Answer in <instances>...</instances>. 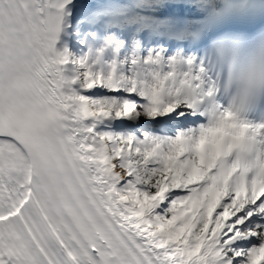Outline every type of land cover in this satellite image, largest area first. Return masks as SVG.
<instances>
[{
	"label": "snow or ice",
	"instance_id": "snow-or-ice-1",
	"mask_svg": "<svg viewBox=\"0 0 264 264\" xmlns=\"http://www.w3.org/2000/svg\"><path fill=\"white\" fill-rule=\"evenodd\" d=\"M71 10L0 0V264H264V123H208L203 58L57 50Z\"/></svg>",
	"mask_w": 264,
	"mask_h": 264
},
{
	"label": "clouds",
	"instance_id": "clouds-1",
	"mask_svg": "<svg viewBox=\"0 0 264 264\" xmlns=\"http://www.w3.org/2000/svg\"><path fill=\"white\" fill-rule=\"evenodd\" d=\"M201 52L215 90L206 108L208 123H215L225 111L240 123H264V28L251 34L222 32ZM248 146L242 159L255 174L262 146L258 142Z\"/></svg>",
	"mask_w": 264,
	"mask_h": 264
},
{
	"label": "bare ground",
	"instance_id": "bare-ground-1",
	"mask_svg": "<svg viewBox=\"0 0 264 264\" xmlns=\"http://www.w3.org/2000/svg\"><path fill=\"white\" fill-rule=\"evenodd\" d=\"M171 1L173 0H159L157 2L151 1L152 7L144 11L143 13L144 19H140L137 12L138 9L140 8L141 0H127V4L125 6L112 5L109 2L101 3L100 0H75L74 2L77 3H88L93 5L95 7V11H93L91 18L89 19L85 17H78L75 15V10H71L73 12V15L69 16L64 22L65 24L68 25V27H64L62 25L61 32L59 33L57 38L56 49L60 50L62 46H67L69 51L76 56H81L84 50L88 49L89 44L84 41V37L86 35H91V34H86L79 40L78 33L74 29V27L77 24H80L81 27H84L83 25H88L94 23L95 21L101 22V20L98 19L101 18V19H105L106 20L105 22L107 24L112 22H118L124 27L129 25L130 27H132L131 28L132 30L140 25L155 27L158 26V19L156 18V16H154L155 14L153 12L155 11H158L155 13H160L163 11H169L173 13L177 11L182 12L183 10H185V7L189 6L188 5L189 0L187 1L183 0L184 2L183 1L179 2V4L174 3V5L169 4V2ZM164 2H168L166 7L165 5L162 4ZM137 32L134 34V40H138L140 38L139 36H137L138 34ZM137 44L138 46H136L135 48L127 45L124 48L123 52L121 51V53L128 52L133 49L140 51L147 50V48L145 49L141 41L138 40ZM117 127H119V124L117 125ZM237 175L239 174L237 173Z\"/></svg>",
	"mask_w": 264,
	"mask_h": 264
},
{
	"label": "rangeland",
	"instance_id": "rangeland-1",
	"mask_svg": "<svg viewBox=\"0 0 264 264\" xmlns=\"http://www.w3.org/2000/svg\"><path fill=\"white\" fill-rule=\"evenodd\" d=\"M151 1H153V2H157V1H159V0H151ZM162 4L165 5V7H166V5H167L166 2H164V3H162ZM168 7H169V6H168ZM75 30H76V28H75ZM79 40H80V39H79ZM110 40H111L112 44H119V45H121V50H122V48H125V44L122 43V40H121V39H119V38L113 39V38H111V37H108L107 39L103 40V41L99 44V47H98L95 51H91L90 48H89V49L84 50L83 54H84V53H92L93 56H96V54H97L98 51L103 50V51H104V52H103V58H104L105 60L111 59L112 55H111V56H110V55H109V56L107 55V51H109V50H110V52L113 54V49L111 48V46H110V44H109V41H110ZM122 52H123V50H122ZM83 54H82V55H83Z\"/></svg>",
	"mask_w": 264,
	"mask_h": 264
}]
</instances>
